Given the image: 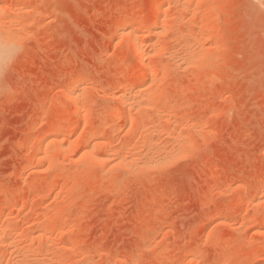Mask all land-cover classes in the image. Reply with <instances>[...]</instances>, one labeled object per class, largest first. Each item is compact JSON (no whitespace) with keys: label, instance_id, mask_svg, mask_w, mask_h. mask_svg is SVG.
Wrapping results in <instances>:
<instances>
[{"label":"rangeland","instance_id":"374dc122","mask_svg":"<svg viewBox=\"0 0 264 264\" xmlns=\"http://www.w3.org/2000/svg\"><path fill=\"white\" fill-rule=\"evenodd\" d=\"M262 4L0 0V264H264Z\"/></svg>","mask_w":264,"mask_h":264},{"label":"bare ground","instance_id":"6f19581e","mask_svg":"<svg viewBox=\"0 0 264 264\" xmlns=\"http://www.w3.org/2000/svg\"><path fill=\"white\" fill-rule=\"evenodd\" d=\"M14 45V44H13ZM12 45V46H13ZM11 47V46H10ZM12 48V47H11ZM11 48H9V51L11 50ZM3 50V45L1 44V42H0V51H2ZM8 50V49H7ZM13 51V50H12ZM137 53V52H136ZM5 54V53H4ZM6 56V55H5ZM4 60V59H3Z\"/></svg>","mask_w":264,"mask_h":264},{"label":"snow or ice","instance_id":"6c2138e0","mask_svg":"<svg viewBox=\"0 0 264 264\" xmlns=\"http://www.w3.org/2000/svg\"><path fill=\"white\" fill-rule=\"evenodd\" d=\"M262 7H264V4H262Z\"/></svg>","mask_w":264,"mask_h":264}]
</instances>
